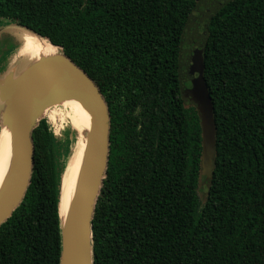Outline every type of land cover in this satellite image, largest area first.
<instances>
[{"label": "trees", "instance_id": "1", "mask_svg": "<svg viewBox=\"0 0 264 264\" xmlns=\"http://www.w3.org/2000/svg\"><path fill=\"white\" fill-rule=\"evenodd\" d=\"M198 1L0 0V23L61 48L109 107L93 264H264V0H232L207 27L203 75L216 137L210 179L201 172L199 112L183 97L179 73ZM61 103L43 115L66 123ZM71 134L58 138L46 119L34 129L31 182L0 226V264H60Z\"/></svg>", "mask_w": 264, "mask_h": 264}, {"label": "water", "instance_id": "2", "mask_svg": "<svg viewBox=\"0 0 264 264\" xmlns=\"http://www.w3.org/2000/svg\"><path fill=\"white\" fill-rule=\"evenodd\" d=\"M231 1H198L181 40L182 94L196 105L201 119V172L206 179L211 178L214 169L216 137L213 108L203 75V52L210 20ZM48 43L59 49V53L32 63L16 77L3 75L0 78V132L1 126L9 127L14 152L11 174L0 190V226L22 203L30 185L35 153L34 129L47 109L68 97L76 98L91 112L92 128L75 193L67 207L62 198L60 201V264H93L92 221L108 167L110 111L93 79L64 55L61 48ZM22 46L14 57H21ZM4 69L2 73L6 72Z\"/></svg>", "mask_w": 264, "mask_h": 264}, {"label": "bare ground", "instance_id": "3", "mask_svg": "<svg viewBox=\"0 0 264 264\" xmlns=\"http://www.w3.org/2000/svg\"><path fill=\"white\" fill-rule=\"evenodd\" d=\"M17 29L27 35V38L26 36L23 38L22 35V38L20 39L23 46H26L20 51L22 59L29 61V63L25 65L26 67L32 63L38 62L41 58L51 57L59 53V49L52 47L45 40L37 37L33 33L23 28ZM31 42L32 44H36L32 46L30 45ZM62 102L64 104L70 126L74 129L77 136L76 144L72 151L68 166L62 175L61 181V198L67 207L75 193L79 177L83 169L87 138L92 128V114L76 98L68 97L63 99ZM13 161V138L9 127L3 125L1 126L0 132V190L2 189L8 176L11 174Z\"/></svg>", "mask_w": 264, "mask_h": 264}, {"label": "rangeland", "instance_id": "4", "mask_svg": "<svg viewBox=\"0 0 264 264\" xmlns=\"http://www.w3.org/2000/svg\"><path fill=\"white\" fill-rule=\"evenodd\" d=\"M0 78L3 77V75L5 77H16L17 75H19L22 70L26 67L25 65H27L29 63L28 60H24L21 57L16 58L14 57L11 61L12 64L11 66L9 65V67L7 69L5 68V64H6V60L8 59V57H10L14 51V46L16 45H20L22 44L21 42V36L23 35V38L27 35L25 33H23L21 30H18L17 28H15L14 25H10L8 20H2V22L0 23ZM25 34V35H24ZM36 43L31 42L30 45H35ZM23 45V44H22ZM26 46H22L21 50L23 48H25ZM20 55V54H19ZM10 61V62H11ZM4 67V68H3ZM4 69V71L6 70V72L2 73V70ZM186 101H189L186 99ZM190 103V102H189ZM62 104V108L64 111V115L66 116L65 119H67L66 123L61 122L60 120L58 122H52L49 119V116H42L43 119H46L51 127V129L53 130L54 134L58 137L61 138L63 137V134L65 131H67L68 129L72 130V134L70 136L71 140H70V155L67 159V163H66V168L68 166L72 151L74 149V146L76 144V132L74 131V129L71 128L69 120L67 118L66 112H65V107L63 102ZM54 107V106H53ZM52 108V107H51ZM60 107L58 108H54L55 110H59ZM60 119V118H59ZM65 168V169H66ZM205 179L203 178L201 180V197L204 199L205 198V191L207 190V186L205 184Z\"/></svg>", "mask_w": 264, "mask_h": 264}]
</instances>
